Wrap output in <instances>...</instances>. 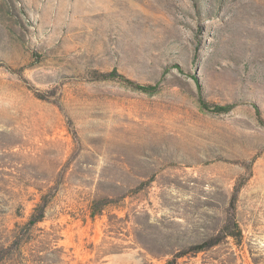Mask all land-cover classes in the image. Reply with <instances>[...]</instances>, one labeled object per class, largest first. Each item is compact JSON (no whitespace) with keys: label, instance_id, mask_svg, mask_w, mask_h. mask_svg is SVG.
Wrapping results in <instances>:
<instances>
[{"label":"rangeland","instance_id":"374dc122","mask_svg":"<svg viewBox=\"0 0 264 264\" xmlns=\"http://www.w3.org/2000/svg\"><path fill=\"white\" fill-rule=\"evenodd\" d=\"M176 255L264 264V0H0V264Z\"/></svg>","mask_w":264,"mask_h":264},{"label":"trees","instance_id":"16d2710c","mask_svg":"<svg viewBox=\"0 0 264 264\" xmlns=\"http://www.w3.org/2000/svg\"><path fill=\"white\" fill-rule=\"evenodd\" d=\"M115 76L121 78L124 82L131 84L132 86H134L135 88H137L138 90H141L143 92L155 93L158 91L159 85H139V84L132 83V81H130L129 79H126L124 76L118 75L117 72L110 74V77H115ZM199 102H200V107L202 110L210 111L212 113H226L232 109V105H226V106L213 105V107H211V105L202 97H200ZM95 212H98V211H95ZM42 218L43 217L41 214L39 217L33 219L32 224L41 221ZM236 228H238V226H236ZM226 236H230L232 238L236 237L235 233H227ZM218 244H219V241H217V240L204 241L200 244H197V245L191 247L190 252L193 255H197L201 252H205V251L212 249L213 247L217 246ZM185 254H187V253H185ZM182 256H185V255H176L174 257V259L172 261L168 262L167 264H177L178 258H180Z\"/></svg>","mask_w":264,"mask_h":264}]
</instances>
